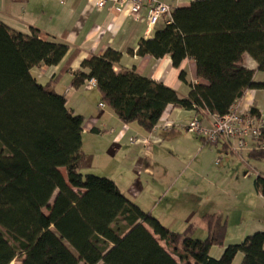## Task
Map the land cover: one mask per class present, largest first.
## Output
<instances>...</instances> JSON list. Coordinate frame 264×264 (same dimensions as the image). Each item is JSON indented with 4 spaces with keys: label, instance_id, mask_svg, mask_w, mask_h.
I'll return each mask as SVG.
<instances>
[{
    "label": "trees",
    "instance_id": "trees-1",
    "mask_svg": "<svg viewBox=\"0 0 264 264\" xmlns=\"http://www.w3.org/2000/svg\"><path fill=\"white\" fill-rule=\"evenodd\" d=\"M171 18L129 51L168 54L174 66L193 59L201 82L190 84L186 96L134 69L116 71L121 52L110 47L72 70L77 50L43 39L35 27L27 33L0 22V264L17 258L21 264H232L238 252L240 264H264V231L215 258L210 250L224 245L226 214L205 212L207 236L196 238L194 223L173 231L110 177L81 173L84 117L54 87L67 72L74 88L95 79L107 107L144 131L168 106L212 120L237 110L235 102L248 89L264 90V79H255L257 70L264 72V0H192L173 6ZM246 55L256 68L245 64ZM41 64L62 67L41 83L31 74ZM179 78L186 80L183 70ZM247 112L262 117L254 107ZM253 141L249 157L264 161V127ZM253 184L264 196V175Z\"/></svg>",
    "mask_w": 264,
    "mask_h": 264
},
{
    "label": "crops",
    "instance_id": "crops-1",
    "mask_svg": "<svg viewBox=\"0 0 264 264\" xmlns=\"http://www.w3.org/2000/svg\"><path fill=\"white\" fill-rule=\"evenodd\" d=\"M161 1L173 7L188 5L192 0H180L178 3L176 0ZM145 12L139 17L128 12L115 14L108 7L94 9L88 0H0V22L22 32L35 27L43 39L66 43L69 53L77 50L71 63L72 70L81 69L80 62L83 59L93 54L101 55L110 47L121 52V59L114 66L116 71L134 69L141 75L175 89L180 96H186L190 84L201 82L196 76L193 59H185L179 66H174L168 54L156 58L150 55L139 56L135 51H129L136 49L139 39L152 37L166 24L158 28V23L150 33L145 34ZM245 64L251 68L257 66L249 55L245 56ZM61 67L62 64H41L31 68V74L39 82L46 83ZM181 70L185 72L184 81L179 78ZM71 77L72 72L65 73L54 87L66 97L67 104L84 117L82 144L86 154L85 162L91 160L97 163L94 165L97 167L96 172L113 179L119 189L143 211L157 217L169 229L183 231L193 222L180 220L179 225L173 227L167 219L174 217V212L186 204L192 205L202 220L205 212L225 214L222 205L231 210V206L236 204L238 210L244 212L253 203V215L264 224V196L258 192L253 195L255 200H248L249 203L243 201V197L211 200L206 195L208 201L201 205L203 195L210 191L212 184L203 183L200 191L204 192L199 195V183L197 180L191 182L192 178L186 175L193 171L198 158L199 169H211L220 163H223L222 167H228L233 161L238 163L237 168L240 170L249 168L253 184L258 173L264 175V161L256 160V166L249 161V150L255 144L253 140H248L246 148L231 151L233 146L238 147L237 143L225 137H220L210 145L204 137L185 129L176 126L163 129L161 126L164 124H177L196 114L195 109L173 106L164 110L155 125L157 129L144 131L135 123L121 121L107 106L102 108V100L95 85L86 82L74 88L71 86ZM236 107L239 112H247L254 107L264 118V90L248 89L235 102ZM206 120L210 122V119ZM193 154L195 158L190 159ZM216 171L220 169L217 167ZM245 173L247 175L248 171ZM120 185L124 188H120ZM174 186L179 187L176 194H173ZM249 226L250 231H255L253 227L258 230L260 225L254 222ZM246 233L249 232L246 230Z\"/></svg>",
    "mask_w": 264,
    "mask_h": 264
},
{
    "label": "rangeland",
    "instance_id": "rangeland-1",
    "mask_svg": "<svg viewBox=\"0 0 264 264\" xmlns=\"http://www.w3.org/2000/svg\"><path fill=\"white\" fill-rule=\"evenodd\" d=\"M164 24L165 22L161 20L158 24V28ZM27 30L28 29H26L25 32L28 33L29 31ZM263 78H264V72L257 70L255 79L263 80ZM231 141L235 142L234 139H232ZM193 158H195V154H193L190 157V159ZM249 161L252 162L254 166H256V163H258L256 160H253L251 158L249 159ZM199 164H200V158H198L197 163L193 167V171L191 172L189 171L186 175L192 178L193 181L190 180L191 182L197 180V182L199 183V189H197V193L198 191L200 192L199 195H201V193L204 192V191H200V188L203 187V183L206 182L212 184V186L210 187L211 189L209 188L210 191H208L203 195V198L200 201L201 205H203L205 202L208 201L205 197L206 195H208L211 200L234 199L237 197H243L242 199L246 203L248 200L251 201L255 200V196L253 195H256L257 191L254 188V184H252L251 177L249 176V174L251 173L249 168L248 170L245 169L240 170L237 168L238 163L237 162L235 163L233 161L230 162L228 167H222L223 163H220V165H216L211 169L205 167L199 169L198 168ZM94 165H97V163H93L91 160H87L85 162V166L82 167L81 169L82 175L85 176L86 174H95L98 176H102L103 174H101L100 172H96L97 167H95ZM217 167L220 169V171H216ZM61 171L65 174L64 168H61ZM247 171L248 173L246 175L245 172ZM252 171L254 170L252 169ZM198 180H202V182H199ZM120 188H124V187L120 185ZM173 189H174L173 194H176L177 190H179V187L174 186ZM174 205L178 207V204L175 203ZM251 205H249L248 206L249 208L246 209L244 212H240L236 204H234V206L233 205L231 206V210L225 207V205H222L223 210H225V214L227 216L230 215L229 226L227 229V235L224 241V245L223 246L213 245L211 247L210 255L212 257L215 258L220 257L225 247H227L230 244L241 242L242 240H244L246 235L252 234L256 231H264V224L262 222H259L257 218H255V216L253 215V208ZM192 208H194L192 205L190 206V204H186L185 207H180L178 212H174V217H171L167 220L169 223H171V226L173 227L174 226L177 227L179 225L180 220L188 223L193 222L196 225V231L194 233V237L205 238L207 236V230L206 227L204 226L203 220L199 218L198 212H196V210ZM254 222L260 225L258 226L259 229L256 230L255 229L256 227H253V230L255 231H250L249 225ZM181 230L182 229H179L178 231ZM246 230L249 233H246ZM160 242L162 245L165 246L164 241L161 240ZM242 258H243V253L238 252L232 264H240ZM10 264H21V261L17 258L14 259Z\"/></svg>",
    "mask_w": 264,
    "mask_h": 264
},
{
    "label": "built area",
    "instance_id": "built-area-1",
    "mask_svg": "<svg viewBox=\"0 0 264 264\" xmlns=\"http://www.w3.org/2000/svg\"><path fill=\"white\" fill-rule=\"evenodd\" d=\"M94 9L108 7L115 14L128 12L139 17L145 10L144 32L150 33L159 21L165 23L171 22L172 6L161 0H88ZM180 0H176L178 3ZM91 85H95V79L91 78L87 81ZM100 106L105 108V102H101ZM210 122L200 118L197 114L178 122L177 124L167 123L161 126L163 129H171L176 126L192 132L197 136H202L208 144L216 143L220 137H225L228 141L234 139L238 147L233 146L234 150L246 148L248 140L256 138L262 127H264V118H257L249 112H238L236 109L224 115L213 114ZM154 126L152 129H157ZM253 147L256 144L252 145Z\"/></svg>",
    "mask_w": 264,
    "mask_h": 264
}]
</instances>
